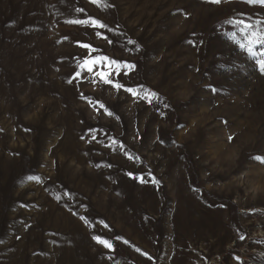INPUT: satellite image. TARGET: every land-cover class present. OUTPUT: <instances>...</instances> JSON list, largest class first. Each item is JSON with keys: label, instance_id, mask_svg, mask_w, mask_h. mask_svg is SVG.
<instances>
[{"label": "rangeland", "instance_id": "374dc122", "mask_svg": "<svg viewBox=\"0 0 264 264\" xmlns=\"http://www.w3.org/2000/svg\"><path fill=\"white\" fill-rule=\"evenodd\" d=\"M241 13L264 20L246 0H0V264H264V74L232 40ZM89 16L114 31L66 22ZM77 42L159 100L73 79Z\"/></svg>", "mask_w": 264, "mask_h": 264}, {"label": "snow or ice", "instance_id": "6c2138e0", "mask_svg": "<svg viewBox=\"0 0 264 264\" xmlns=\"http://www.w3.org/2000/svg\"><path fill=\"white\" fill-rule=\"evenodd\" d=\"M212 3L220 4L222 0H211ZM93 5L101 3V0H91ZM248 5H256V6H264V0H246ZM105 7H110L111 5L105 4ZM75 11L84 13V8H77ZM245 13H241L240 19H236L233 21H229V23L234 24L236 31L232 33V40L236 43L239 49L243 50L247 53L250 59L255 60V63L258 67V70L261 74H264V20L262 19H244ZM69 24L80 25V26H88L95 29H106L107 31H114L113 29L109 28V26L104 23L102 20L96 17H86L84 19H74L66 21ZM95 35L98 38L105 39L109 44H112L114 41L108 37L105 32L95 31ZM237 35H239L240 40H237ZM243 41V42H241ZM128 43H134L133 41L129 40ZM77 44L82 47L83 49L88 50L87 55L81 58V61L78 63V67L80 71H76L74 73L73 79H86L83 73H89L92 75V83L96 84L97 82H101L105 85H109L115 90H124L131 94L134 99H143L148 101L149 103H154L159 100V96L155 92H150L140 86L139 88H132L126 87L124 84L117 82L114 77L121 74L123 69H127L131 71L135 68V65L128 62V61H118L114 58L108 57L107 55H92L93 52L97 51L91 44L88 43H81L77 42ZM125 75L127 72L124 73ZM70 83L72 81H69ZM212 91H218V89L209 86ZM91 103V100H89ZM99 103V102H97ZM167 106V105H165ZM99 107L101 109H105V106L102 103H99ZM107 111V109H105ZM108 115H113L110 111L107 113ZM92 131L91 129L89 130ZM91 139L94 141L96 137L93 135ZM233 138L229 136V140ZM112 144L115 145L116 141L113 140ZM119 150V149H117ZM129 159H135L132 156L128 157ZM256 160L264 163V158L262 157H255ZM129 175H132L129 173ZM29 179H39L38 177H29ZM140 182L144 183V177H139ZM156 183L155 180L152 181ZM59 199V197H58ZM82 220L87 223L88 221L85 220L84 217H81ZM244 239V237H240ZM93 239L99 244L102 245L107 250H114V244L109 239L101 238V236L97 235L94 236ZM120 239V238H117ZM125 243H128L125 241ZM140 251V249H136ZM239 259V258H237Z\"/></svg>", "mask_w": 264, "mask_h": 264}]
</instances>
